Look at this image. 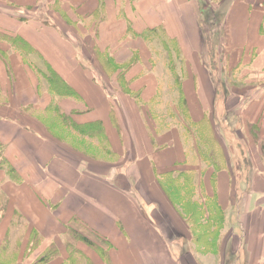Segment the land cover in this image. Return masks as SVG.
I'll list each match as a JSON object with an SVG mask.
<instances>
[{
    "label": "crops",
    "instance_id": "obj_1",
    "mask_svg": "<svg viewBox=\"0 0 264 264\" xmlns=\"http://www.w3.org/2000/svg\"><path fill=\"white\" fill-rule=\"evenodd\" d=\"M0 159V264H264V0H0Z\"/></svg>",
    "mask_w": 264,
    "mask_h": 264
},
{
    "label": "rangeland",
    "instance_id": "obj_2",
    "mask_svg": "<svg viewBox=\"0 0 264 264\" xmlns=\"http://www.w3.org/2000/svg\"><path fill=\"white\" fill-rule=\"evenodd\" d=\"M200 18L204 20V22L201 23V25L205 28V30H208V31H206V33H208V36H206V34H205V38L208 37L206 41L208 42V46L210 48V43L212 45V43L215 42V37H216L215 35L217 34L216 31H215V26L212 25V23L208 19H206L207 18L206 16L202 15ZM210 18H212V17H210ZM212 30H214V31H212ZM210 50H213V46H211ZM176 191H177V189H176ZM185 193L186 194L184 195V199L177 198L176 196H177L178 193H176V192L171 193L172 194L171 195L172 196V200L176 201L178 203H180V202L187 203V192H185ZM194 198H196L197 200L198 199L200 200L203 197H202V195L199 194V192H196V193H194ZM185 209H186V212H187V207H185ZM186 216H187V214H186Z\"/></svg>",
    "mask_w": 264,
    "mask_h": 264
},
{
    "label": "trees",
    "instance_id": "obj_3",
    "mask_svg": "<svg viewBox=\"0 0 264 264\" xmlns=\"http://www.w3.org/2000/svg\"><path fill=\"white\" fill-rule=\"evenodd\" d=\"M53 81H54V80H53ZM57 84H60V83L57 81ZM0 161H2V160L0 159ZM85 241H86V242H88V240H87V239H86Z\"/></svg>",
    "mask_w": 264,
    "mask_h": 264
}]
</instances>
